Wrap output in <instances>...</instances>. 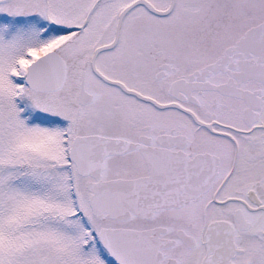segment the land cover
Instances as JSON below:
<instances>
[{"label": "snow or ice", "instance_id": "1", "mask_svg": "<svg viewBox=\"0 0 264 264\" xmlns=\"http://www.w3.org/2000/svg\"><path fill=\"white\" fill-rule=\"evenodd\" d=\"M0 264H264V0H0Z\"/></svg>", "mask_w": 264, "mask_h": 264}]
</instances>
